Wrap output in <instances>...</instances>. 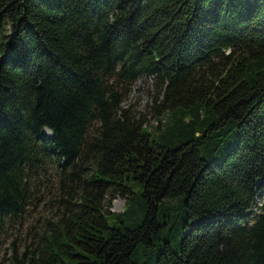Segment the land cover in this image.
<instances>
[{
	"label": "trees",
	"instance_id": "obj_1",
	"mask_svg": "<svg viewBox=\"0 0 264 264\" xmlns=\"http://www.w3.org/2000/svg\"><path fill=\"white\" fill-rule=\"evenodd\" d=\"M51 185L7 264H264V0H0V229Z\"/></svg>",
	"mask_w": 264,
	"mask_h": 264
},
{
	"label": "rangeland",
	"instance_id": "obj_2",
	"mask_svg": "<svg viewBox=\"0 0 264 264\" xmlns=\"http://www.w3.org/2000/svg\"><path fill=\"white\" fill-rule=\"evenodd\" d=\"M154 86L151 76H140L122 90L121 107L128 109L136 118L146 123L155 124L154 114L161 97L154 99ZM44 188L37 202L27 208L26 214L19 223L5 224L0 229V264H7L12 254L20 255L29 246H34L38 234L47 221L55 217L53 197L55 186ZM260 202L255 197L254 205ZM124 198L116 196L110 203L111 212H119L123 208ZM33 243V244H32Z\"/></svg>",
	"mask_w": 264,
	"mask_h": 264
}]
</instances>
